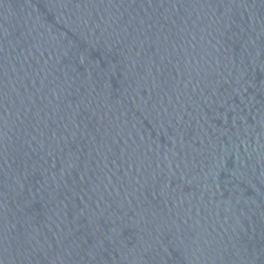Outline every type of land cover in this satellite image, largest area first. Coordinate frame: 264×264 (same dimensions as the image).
Listing matches in <instances>:
<instances>
[{
	"label": "water",
	"instance_id": "obj_1",
	"mask_svg": "<svg viewBox=\"0 0 264 264\" xmlns=\"http://www.w3.org/2000/svg\"><path fill=\"white\" fill-rule=\"evenodd\" d=\"M0 264H264V0H0Z\"/></svg>",
	"mask_w": 264,
	"mask_h": 264
}]
</instances>
